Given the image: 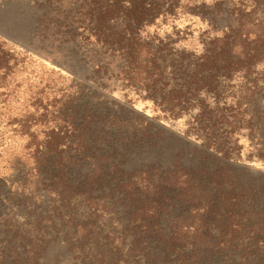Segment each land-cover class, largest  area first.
<instances>
[{"label": "trees", "instance_id": "obj_1", "mask_svg": "<svg viewBox=\"0 0 264 264\" xmlns=\"http://www.w3.org/2000/svg\"><path fill=\"white\" fill-rule=\"evenodd\" d=\"M179 1L80 4L101 57L95 83L117 77L152 110L143 122L114 120L107 107L87 113L84 82L72 87L77 97L56 102L42 137L37 121H14L12 107L0 105L8 135L0 161L8 140L19 148L9 161L15 179L0 171V264H40L56 236L75 264H264V182L256 184L264 181V0H247L249 11L218 2L195 51L181 31L147 32L177 16ZM103 61H119L113 76ZM137 101H126L130 112ZM164 122H182L196 151L170 161L159 153L131 169L125 152L157 145L139 129ZM256 164V183L244 182Z\"/></svg>", "mask_w": 264, "mask_h": 264}, {"label": "rangeland", "instance_id": "obj_2", "mask_svg": "<svg viewBox=\"0 0 264 264\" xmlns=\"http://www.w3.org/2000/svg\"><path fill=\"white\" fill-rule=\"evenodd\" d=\"M82 1L0 0V94L4 95H0V105L12 107L10 118L14 121H19L24 116L37 121L39 137L53 125L56 102L74 94L72 90L78 86V82L87 83L80 90L85 95L82 103L88 106L86 112L90 115L95 114L96 110L98 113L102 112L107 107L114 120L123 119L135 126L143 122V118H139L141 113L153 116L152 110L145 109L144 103L137 101L132 94L127 96L128 91L122 89L117 77L104 81L106 86L103 87L95 83L102 78L95 72L101 57L92 52L93 40L85 28L88 21L81 14ZM218 2L223 3V9L249 11L246 9L250 4L247 0H180L177 16L170 17L161 28L152 27L147 32L152 35L159 32L161 36H165L181 31V36L185 37L183 46L191 51L200 49L199 38L208 37L206 31H210L205 20ZM159 25L158 23L157 26ZM103 62L108 66L106 70L110 71L109 76H113V70L116 71L119 61L113 68L109 61ZM116 74L115 72V76ZM78 93L74 95L77 97ZM130 99L138 102L134 105L138 112L132 113L127 109L126 101ZM118 109L122 115L116 119L114 114ZM162 125V128L155 125L158 130L153 131L146 124L142 129L138 128L141 131L148 130V135L156 138L154 141L157 145L153 148L154 152H148L149 146L135 152H125L126 160L131 161V169L147 167L146 163L152 162L159 153L165 152L163 159L170 161L182 150L186 151L185 154L196 151L195 139L192 138L191 141L184 137L182 122H164ZM6 132L0 119V146L7 142ZM245 142L246 139L242 138L241 144ZM8 143L10 153L0 161V171L11 176L9 180L13 181L19 172L15 167L16 163L13 166L10 164L11 153L19 148L10 140ZM246 147L245 144V149ZM260 168L259 164L249 167L242 177L243 181L256 183L254 176ZM263 182L258 180L256 184L261 185ZM69 248L62 237H54L40 264H75Z\"/></svg>", "mask_w": 264, "mask_h": 264}]
</instances>
